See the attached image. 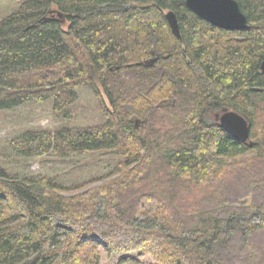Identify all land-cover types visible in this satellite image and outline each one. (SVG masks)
<instances>
[{
	"label": "trees",
	"instance_id": "trees-1",
	"mask_svg": "<svg viewBox=\"0 0 264 264\" xmlns=\"http://www.w3.org/2000/svg\"><path fill=\"white\" fill-rule=\"evenodd\" d=\"M185 1L25 0L0 20V110L52 100L69 119L87 87L104 116L22 132L10 149L120 157L73 195L0 167V264H264V0H235L238 31ZM225 109L250 123V143L219 127Z\"/></svg>",
	"mask_w": 264,
	"mask_h": 264
},
{
	"label": "rangeland",
	"instance_id": "rangeland-1",
	"mask_svg": "<svg viewBox=\"0 0 264 264\" xmlns=\"http://www.w3.org/2000/svg\"><path fill=\"white\" fill-rule=\"evenodd\" d=\"M24 1L0 0V20L18 10ZM77 92L78 99L70 107L69 119L55 114L52 100L42 104L28 102L9 110H0V167L8 176L47 177L57 183L65 195H73L101 185L115 173L120 157L110 152L62 158L51 153L22 157L10 149L11 141L22 132L58 131L63 127L74 129L103 124L102 109L91 89L80 87Z\"/></svg>",
	"mask_w": 264,
	"mask_h": 264
},
{
	"label": "water",
	"instance_id": "water-1",
	"mask_svg": "<svg viewBox=\"0 0 264 264\" xmlns=\"http://www.w3.org/2000/svg\"><path fill=\"white\" fill-rule=\"evenodd\" d=\"M186 7L199 18L210 25L227 31H238L247 28V18L240 11L235 0H186ZM58 18H62L58 14ZM165 19L172 33L179 39L180 30L176 15L169 11L165 13ZM155 60L145 62L150 67ZM216 120L228 135L242 143H250V123L241 115L231 110H223Z\"/></svg>",
	"mask_w": 264,
	"mask_h": 264
},
{
	"label": "flooded vegetation",
	"instance_id": "flooded-vegetation-1",
	"mask_svg": "<svg viewBox=\"0 0 264 264\" xmlns=\"http://www.w3.org/2000/svg\"><path fill=\"white\" fill-rule=\"evenodd\" d=\"M222 112H223V110H221L220 112L214 114V115H215V121H216V122H217V120H216V116H217V115H221ZM217 123H218V122H217Z\"/></svg>",
	"mask_w": 264,
	"mask_h": 264
},
{
	"label": "bare ground",
	"instance_id": "bare-ground-1",
	"mask_svg": "<svg viewBox=\"0 0 264 264\" xmlns=\"http://www.w3.org/2000/svg\"><path fill=\"white\" fill-rule=\"evenodd\" d=\"M54 10V9H53Z\"/></svg>",
	"mask_w": 264,
	"mask_h": 264
}]
</instances>
